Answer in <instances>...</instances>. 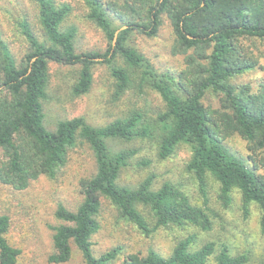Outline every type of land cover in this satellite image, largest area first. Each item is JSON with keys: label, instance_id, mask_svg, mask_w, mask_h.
<instances>
[{"label": "trees", "instance_id": "1", "mask_svg": "<svg viewBox=\"0 0 264 264\" xmlns=\"http://www.w3.org/2000/svg\"><path fill=\"white\" fill-rule=\"evenodd\" d=\"M82 1L86 17L108 42L104 51H76V27L62 26L71 7L56 0H34L40 36L28 17L16 22L28 43L19 62L0 36V181L23 190L41 176L52 179L78 142L90 147L95 162V171L79 179L81 200L76 207H56L54 216L59 223L51 226L53 252L48 261L64 263L75 248L82 264L114 263L122 247L114 246L97 256L92 251L91 236L100 229L104 204L148 238L175 227L213 232L223 220L222 211L230 210L238 195L241 216L249 218L254 205L264 235V175L226 143L236 136L244 140L254 165L264 153V83L252 91L249 84L232 81L258 65L252 47L257 49V41L264 44V0ZM165 19L173 34L169 54L182 57L177 72L156 71L128 43L134 33L155 36ZM116 57L125 65H117ZM49 62L79 65L73 96L89 91L93 67L103 62L114 79L115 98L131 87L137 91L149 88L159 94L163 106L147 119L133 111L104 125H93L76 116L48 129L43 100L47 98ZM210 95L217 97V106L204 103ZM134 138L154 143L160 160L173 156L185 144L189 156L183 162L184 172L191 190L170 180L155 189V174L134 186L120 183L121 170L135 151H115L109 140ZM149 162L140 160L144 166ZM210 181L218 187L220 208L210 201ZM9 226V216L0 214V264H17L21 253L7 237ZM196 238V232L176 238L167 256L153 248L144 254L129 253L122 264H206L211 258L214 264H264V253L253 260L250 250L232 251L227 244L214 241L197 246Z\"/></svg>", "mask_w": 264, "mask_h": 264}, {"label": "rangeland", "instance_id": "2", "mask_svg": "<svg viewBox=\"0 0 264 264\" xmlns=\"http://www.w3.org/2000/svg\"><path fill=\"white\" fill-rule=\"evenodd\" d=\"M67 3L71 7L68 18L62 26L74 25L76 35L74 39L77 52L104 51L108 42L101 29L86 17L87 8L82 0H56ZM34 0H0V36L4 38L11 49L16 61L19 62L25 54L28 43L18 31L16 22L22 17H28L33 31L41 35L36 18ZM173 34L169 22L165 19L155 36L134 33L128 40L138 52L147 57L156 71L177 72L182 67V57L169 54ZM258 65L245 73L236 76L232 81L236 84H249L250 90L256 91L260 83H264V44L256 42ZM115 63L124 66L123 59L116 57ZM79 65L69 66L49 62V83L47 98L43 100L44 124L53 130L57 121L83 116L93 125H104L133 111H140L147 118L155 116L163 106L159 94L152 89L143 88L137 91L131 87L119 98L113 95L114 79L107 64L98 62L93 67V81L87 93L73 96L71 88L76 81ZM204 103L217 106V97L212 95L204 99ZM227 146L236 154L248 159L249 166H256V172L264 175V153L255 159L248 158L246 143L239 137L226 140ZM110 147L117 151L133 149L135 153L130 157L128 165L122 168L119 182L130 186L136 185L148 174H155L153 188L157 189L164 181L182 182L184 189L191 190L186 173L184 160L189 156L185 144L181 145L173 156L160 160L156 156L154 143L145 139L134 138L130 141L109 140ZM141 159L150 160L148 166L140 164ZM95 171V162L90 147L84 142L68 152L66 164L52 179L41 176L32 181L23 190H16L0 181V214L9 216L10 226L7 237L11 243L21 249L17 264H82L80 252L72 249L70 259L64 263H51L49 255L53 252L51 226L59 221L54 212L58 204L74 209L81 200L79 193V179L89 176ZM209 198L216 204L217 186L209 182ZM187 187V188H186ZM209 201V204H211ZM211 204V205H212ZM238 195H235L233 207L222 211L223 220L216 224L210 233L201 232L191 227L165 229L156 232L151 237H144L130 223L120 220L115 209L107 204L102 206L99 216L100 229L91 236L94 255L114 247H122L121 253L113 264H122L129 253L144 254L149 248L155 249L163 256H167L176 238L184 237L196 232V245L207 241L227 244L232 251L252 252L253 260L264 253V235L259 228V211L252 205L251 216L244 219L241 216ZM220 208L219 205H217ZM213 258L206 264L212 263Z\"/></svg>", "mask_w": 264, "mask_h": 264}, {"label": "water", "instance_id": "3", "mask_svg": "<svg viewBox=\"0 0 264 264\" xmlns=\"http://www.w3.org/2000/svg\"><path fill=\"white\" fill-rule=\"evenodd\" d=\"M123 28H125V26L124 27H121L120 29H123Z\"/></svg>", "mask_w": 264, "mask_h": 264}]
</instances>
